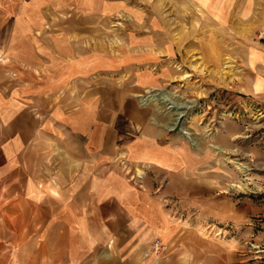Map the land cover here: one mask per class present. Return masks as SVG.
<instances>
[{
	"label": "crops",
	"instance_id": "1",
	"mask_svg": "<svg viewBox=\"0 0 264 264\" xmlns=\"http://www.w3.org/2000/svg\"><path fill=\"white\" fill-rule=\"evenodd\" d=\"M4 1L5 19L21 1L14 7ZM192 2L215 24L264 17L262 0ZM73 5L88 7L86 0ZM164 48L168 53L172 46ZM61 55L42 57L50 68L43 82L33 75L45 66L35 55H24L27 76L13 77L0 67V264H227L202 262L198 250L209 242L173 217L162 199L218 217L220 190L236 182V170L221 156L193 151L180 135L168 134L143 103L119 101V84L77 98L58 96L61 91L49 88L57 81L56 63L65 69L68 94L76 91L71 76L92 68V60L80 67ZM147 171L166 181L158 192ZM155 236L167 245L162 257L150 251Z\"/></svg>",
	"mask_w": 264,
	"mask_h": 264
},
{
	"label": "rangeland",
	"instance_id": "2",
	"mask_svg": "<svg viewBox=\"0 0 264 264\" xmlns=\"http://www.w3.org/2000/svg\"><path fill=\"white\" fill-rule=\"evenodd\" d=\"M16 1L6 0L13 7ZM20 1L16 14L4 19L0 13V45L5 44V49L0 47V67L13 77L23 76L24 55H35L45 66L33 75L39 74L37 80L43 82L41 76L50 70L49 62L41 61L46 53H62L60 58L69 56L80 67L92 60L91 72L71 76L74 93L68 94L61 61L53 73L57 81L49 88L61 91L58 96L77 98L101 85L119 84V101L143 103L168 134L180 135L182 125L187 126L197 146L181 135L177 138L193 151L221 156L236 170L237 180L220 190L223 214L218 217L182 207L173 197H163V204L172 206L171 215L185 220L200 240L209 242L198 250L202 262L214 258L227 264H264V17L253 14L234 25L227 19L215 24L192 0H86L87 8H76L74 0ZM163 47L169 52L162 53ZM109 66L115 69L104 71ZM163 92L195 103L172 129L164 127L170 121L166 104L156 107L142 101ZM110 96L115 93L108 91ZM147 175L157 180V192L165 185L158 174Z\"/></svg>",
	"mask_w": 264,
	"mask_h": 264
},
{
	"label": "bare ground",
	"instance_id": "3",
	"mask_svg": "<svg viewBox=\"0 0 264 264\" xmlns=\"http://www.w3.org/2000/svg\"><path fill=\"white\" fill-rule=\"evenodd\" d=\"M176 96L170 93L163 92L158 95L148 96L147 98L142 99V101L144 103H152L156 107H158L160 104H163V105L166 104L167 109H168V112H167L168 115L167 114L166 115H167V119L170 121L164 127H166L167 129H172L174 125L176 124V122L178 121V117L182 114H185L186 112L188 113V111H190L192 107L195 106L194 102L179 99ZM172 116L174 117L172 118ZM180 135L183 136L185 139H187L194 147L197 146L196 138L187 126L182 125L180 129ZM234 163L237 165V167L242 172L246 174V170L242 165L236 162Z\"/></svg>",
	"mask_w": 264,
	"mask_h": 264
},
{
	"label": "built area",
	"instance_id": "4",
	"mask_svg": "<svg viewBox=\"0 0 264 264\" xmlns=\"http://www.w3.org/2000/svg\"><path fill=\"white\" fill-rule=\"evenodd\" d=\"M149 248L154 256H160L167 250V245L158 236H155L151 239Z\"/></svg>",
	"mask_w": 264,
	"mask_h": 264
}]
</instances>
